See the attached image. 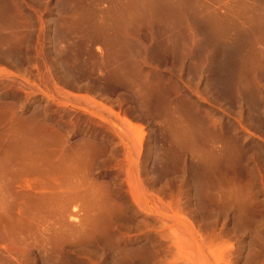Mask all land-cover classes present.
Returning <instances> with one entry per match:
<instances>
[{
	"label": "rangeland",
	"instance_id": "obj_1",
	"mask_svg": "<svg viewBox=\"0 0 264 264\" xmlns=\"http://www.w3.org/2000/svg\"><path fill=\"white\" fill-rule=\"evenodd\" d=\"M0 264H264V0H0Z\"/></svg>",
	"mask_w": 264,
	"mask_h": 264
}]
</instances>
